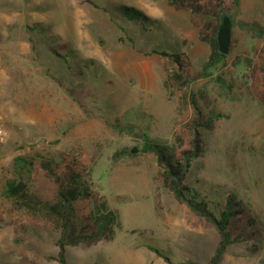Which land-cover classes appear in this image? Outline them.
Returning <instances> with one entry per match:
<instances>
[{
  "label": "rangeland",
  "instance_id": "obj_1",
  "mask_svg": "<svg viewBox=\"0 0 264 264\" xmlns=\"http://www.w3.org/2000/svg\"><path fill=\"white\" fill-rule=\"evenodd\" d=\"M122 6L150 21L120 20ZM223 17L231 22L226 56L241 78L264 54V0H238ZM205 21L167 0H0V113L7 134L0 193L19 156L37 150L59 160L83 152L92 159L98 200L76 202L78 213L104 204L119 215L112 241L67 248L66 264H166L148 246L173 263L206 264L213 255L217 232L163 191L154 156L141 152L145 139L170 142L176 117L162 63L151 52L185 53L200 72L209 56L199 40ZM240 24H256L263 34ZM226 83L218 66L191 85L197 96L207 89L200 107L217 118L202 131L204 153L185 182L214 214L228 198L244 207L237 233L254 237L229 246L221 264H264V105L252 92L229 95ZM57 239L0 198V264H58L47 260L57 255Z\"/></svg>",
  "mask_w": 264,
  "mask_h": 264
},
{
  "label": "trees",
  "instance_id": "obj_2",
  "mask_svg": "<svg viewBox=\"0 0 264 264\" xmlns=\"http://www.w3.org/2000/svg\"><path fill=\"white\" fill-rule=\"evenodd\" d=\"M167 4L177 11L206 18L199 32V40L209 48V56L201 71L196 72L185 53L159 48L152 50L151 53L162 63L164 87L175 104L176 117L170 142L145 139L141 152L154 156L163 191L193 215L204 219L217 232L218 244L206 264H221L229 246L252 241L254 232L237 233L235 219L244 212L239 201L228 198L218 214H214L208 204L198 199L186 185V175L193 161L204 153L202 131L212 130L217 118L215 114L206 117L200 107L199 99L206 98L207 89L200 90L197 96L191 90V85L211 77L213 71L221 66L227 77L225 88L229 95L252 92L264 105V54H260V60L249 64V69L238 78L234 69L237 64L218 51L216 38L223 14L236 7L238 0H167ZM117 10L120 20L150 21L135 8L122 6ZM239 27L258 36L263 34L256 24H240ZM216 79L222 82L220 76ZM91 166L92 159L83 152L64 154L56 160L33 150L14 159L11 178L2 183L0 198L13 213L43 222L58 236L57 255L48 256V261L66 264L67 248L92 247L100 242L112 241L115 231L121 229L119 215L104 204L97 205L87 215H80L75 207L76 202L89 204L98 200ZM249 223L252 221L249 220L245 228L249 227ZM16 241L19 243L20 239ZM147 249L166 264H198L192 261L173 263L154 247L148 246Z\"/></svg>",
  "mask_w": 264,
  "mask_h": 264
},
{
  "label": "water",
  "instance_id": "obj_3",
  "mask_svg": "<svg viewBox=\"0 0 264 264\" xmlns=\"http://www.w3.org/2000/svg\"><path fill=\"white\" fill-rule=\"evenodd\" d=\"M216 40L219 53L223 56L228 55L231 44V22L227 17L222 18ZM131 153H136V149H133Z\"/></svg>",
  "mask_w": 264,
  "mask_h": 264
},
{
  "label": "built area",
  "instance_id": "obj_4",
  "mask_svg": "<svg viewBox=\"0 0 264 264\" xmlns=\"http://www.w3.org/2000/svg\"><path fill=\"white\" fill-rule=\"evenodd\" d=\"M6 127H5V121L3 116L0 113V146H2V144H4L5 140H6Z\"/></svg>",
  "mask_w": 264,
  "mask_h": 264
}]
</instances>
